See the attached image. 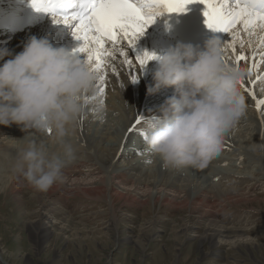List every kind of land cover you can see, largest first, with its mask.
Instances as JSON below:
<instances>
[{
    "label": "clouds",
    "instance_id": "1",
    "mask_svg": "<svg viewBox=\"0 0 264 264\" xmlns=\"http://www.w3.org/2000/svg\"><path fill=\"white\" fill-rule=\"evenodd\" d=\"M153 59L158 63L148 94L167 87L174 92L160 115L144 121L147 151L165 169H204L244 112L240 81L245 71L225 62L219 37L208 39L203 48L180 43ZM97 75L85 59L44 37L31 36L15 54L0 46V125L54 128L62 144L60 154L49 155L33 143L20 152L16 170L35 190L46 192L74 159L63 137L90 103L85 97L94 90Z\"/></svg>",
    "mask_w": 264,
    "mask_h": 264
},
{
    "label": "rangeland",
    "instance_id": "2",
    "mask_svg": "<svg viewBox=\"0 0 264 264\" xmlns=\"http://www.w3.org/2000/svg\"><path fill=\"white\" fill-rule=\"evenodd\" d=\"M120 123L121 122H119L118 124ZM116 126L118 127L119 125L116 124ZM100 127H103L104 131H106L104 124L101 123V125L98 128ZM66 129L68 130L67 133L70 135L72 133V123L71 125H68ZM122 135L123 134L119 136V140L122 138ZM32 140L34 141L33 144H35V140L34 139ZM17 143H19V146H15V148H12L11 150H6V153L15 156L16 155L14 154L15 151L20 153L31 142L28 141V137L26 136L25 138L19 140ZM0 146H1V142H0ZM45 148L48 154L49 152L53 153V150L51 151V147L49 148V146H46ZM93 165L94 164L92 162L90 163L89 166L87 164L82 165L78 170L73 171V176L71 177V179H74L76 178V176H78L80 178V181L83 182V185L85 184L88 185V187L90 186L95 187L97 185L95 183L96 180L95 178H98L99 173L96 174L95 178H90L91 179L90 180L87 179V177L85 176L88 175L87 172L83 170L84 168H92L94 170L95 167ZM97 168H100L99 165H97ZM98 170L101 171L100 173H102L100 177H104L105 176L104 170L97 169L95 171L97 172ZM79 171H81V173H79ZM56 184L57 182L54 183L53 186ZM71 184H72L71 181H67V183L63 184L62 188H64V190L66 191L68 188L73 187ZM26 185L30 187V189L28 188L29 198L35 200L36 202L38 201V199L42 198L41 196L42 193L40 192L39 194V191L35 190L34 187H32L29 184L28 181L24 182V184L22 185V189ZM14 186L17 188V190H19L16 185ZM107 186L103 193L104 195L106 194ZM1 187H2V183L0 181V196L1 195L4 196L3 200L0 202V248L3 251V255H10L9 257L5 256L7 259L5 257L4 258L6 260H9L12 264H176L178 263V261H179L178 264L188 263L185 254H180L179 256L178 254L183 250V246L185 245L184 241L186 240L188 235L191 236L190 239H193L196 238V234L194 235V233L189 232V234L185 236L183 239H179L177 237L175 239L173 236V232H170L173 230V226L175 225L180 226V224H182V221L185 219L179 218V220H176L175 222L165 223L167 224L166 226L169 229V233L165 234L166 236L163 237L160 236L163 235L162 232H164V230L158 227H160L164 223L161 224L159 220L155 219L157 220L158 225L153 227L151 231V235L149 233L145 234L146 239L144 241L145 243L144 245L139 244L136 241V239H134L137 242V244L136 242H133L134 245H130L128 243L130 247L134 249H128L127 247L118 248L119 246L124 245L125 241L123 239L126 238V236L123 237V235L126 233L125 230L126 223L125 221H121L122 214L115 213L116 216L114 215L109 217L108 211H104L98 207L93 210L94 215H90V219H83L80 221L70 222L68 214L65 215L61 214L59 216V223L50 226L46 222L47 219L46 217L48 213L47 214L39 213L41 214L40 216H43L42 220L40 219V217H37L36 215L37 211L42 212L43 209L41 208L35 209L33 212L30 213L25 212V210L23 209V205L21 204V200H20L21 197L18 196L16 200L14 197L15 195L14 191L12 189L7 190L8 186L4 187L3 189H1ZM32 189H34V191ZM58 190L53 189L52 192H49L47 190V193L48 194L53 193L54 191H58ZM72 196L79 198L80 196H84V194L76 193L75 195L74 193L72 194ZM122 196L112 197V198H116L117 208L120 206H126V205L129 206L130 202H127L129 196L127 194H124ZM43 198L45 199V201H47L46 196ZM93 198H95V196H93ZM96 198L98 197L96 196ZM240 198H241V200H239L240 202L238 201H233V203L230 202V207L232 209H248L251 211L256 210L257 214L255 217L260 218L263 221L260 223L255 222L254 224H257L258 229L262 230L264 228L263 189H259L256 192H250L245 195H241L239 199ZM109 199L111 201V198ZM69 203L72 204L73 202L69 201ZM80 214H91V212L86 210L84 212H80ZM252 217L253 216H250L249 218ZM153 219L154 217H152L149 221L143 222L141 226L137 227V229L131 230L129 235H127V237H129L131 233L134 235L141 234L143 227H148L149 222L152 221ZM108 220L110 221V223L112 222L113 225L116 224L117 226H119L118 236L115 235L114 233L116 232V230L113 231L110 228L111 231H109ZM34 221H40L41 223L44 224V226L46 225L47 227H49V228L44 227L45 229L43 228L42 230H40V232L44 231L45 233L50 234L48 240H46L44 243L41 244L44 247L43 250L42 247H40V245L37 248V246L33 243L31 237L32 235L29 232L30 230L28 224L29 222L31 223ZM189 224L193 225V222L189 220ZM57 228L58 229L63 228V229L60 232H58ZM53 229L56 230L58 234H53L52 232H50L53 231ZM121 237H123L121 239L122 243L118 242V240H120L118 238ZM240 241L242 242L249 241L251 243H254L252 242V240L245 238V236L243 235L242 238H235L233 240L231 239L230 241L227 240V242L230 243L231 245H226L222 247L223 253L226 252L228 248H231L232 253L229 254L228 258L229 260H232L234 262L233 264H244L245 262L251 261L250 257L254 259L253 252L256 253V256H258V258L260 259L262 258V252H264V248L262 247V245L255 244L254 248L252 247L253 249H249V247L244 246L241 247L239 251L237 250L238 246L236 245V242H240ZM207 246L208 245H206L207 250H212L215 245L211 248ZM181 247L182 249H180ZM198 249H200V247H197L196 249L197 252H199L200 254L202 253L205 254L204 250L198 251ZM200 254L198 255L196 261L193 260V263L195 261L194 264H226L225 262H221L220 260L218 261L210 260V256L212 255V252L208 253L207 251L204 258L200 257ZM233 256L235 258H233ZM178 258H180V260ZM5 262L8 263L7 261Z\"/></svg>",
    "mask_w": 264,
    "mask_h": 264
},
{
    "label": "snow or ice",
    "instance_id": "3",
    "mask_svg": "<svg viewBox=\"0 0 264 264\" xmlns=\"http://www.w3.org/2000/svg\"><path fill=\"white\" fill-rule=\"evenodd\" d=\"M31 2L34 8L51 12L56 23L71 25L73 35L83 40V44L75 51L86 54L85 60L98 74L95 82L97 93L103 97L106 77L114 57L123 56V62L130 69H142L154 58V54L144 52L132 57L129 50L135 48L139 37L162 11L183 13L194 0H31ZM200 2L205 5L207 26L214 31L230 34L231 38L223 41V52L232 54H224L226 63L239 65L240 62L246 61L248 57L244 54L243 48L245 43H251L253 37L259 40L261 49L259 62L264 63V0H200ZM237 47L241 51L237 52ZM257 54V50L253 49V68L257 67L255 61ZM112 71H115L114 67ZM138 78L137 74H132L131 81L136 82ZM249 80L250 83L243 77L240 81L241 88L251 95L257 108L264 107V98L257 99L254 88L257 81H264V76L257 75L254 79L249 77ZM85 99L95 97L86 95ZM140 123L141 120L137 119L132 127L135 128Z\"/></svg>",
    "mask_w": 264,
    "mask_h": 264
},
{
    "label": "bare ground",
    "instance_id": "4",
    "mask_svg": "<svg viewBox=\"0 0 264 264\" xmlns=\"http://www.w3.org/2000/svg\"><path fill=\"white\" fill-rule=\"evenodd\" d=\"M31 36H33V34H30L28 39ZM123 76L125 78H128L126 73ZM126 108H127L126 110L128 112L132 111V109L130 107L126 106ZM77 121H78V118H77ZM116 121H118V120H116ZM127 121L128 120L126 119L124 124L127 123L129 125V122H127ZM95 123H97V124L91 126L93 128V133H91V134L88 133V136L90 137V139L87 140V141H93V140L96 141V144L94 145L95 156L91 155L86 150H81L82 146H79V150L74 151V159L63 168L60 180L57 181L56 185H54V186L52 185L48 189L49 192H52L53 189L58 190L61 187H63L64 183H67V181H71L72 182L71 185L73 187L68 188L66 190L67 193H71V194L75 193V195H76V193H80V194L83 193L84 196H89L92 198H93V196H95V198H96V196L97 197H103L104 196L103 193H104L105 188L107 186V180L112 181V183H113V180H117V184H124L125 186H123L121 188V190H116L113 193L111 191V189L114 190L115 187L112 185L111 189H110V187L108 185L106 193H108V191H109L108 197L111 199L113 196H122L124 194H127L129 196V198L127 199V202H130L129 206L137 203L142 207H146L148 202H149V199H153L154 201H157V203L158 202H165L166 205L171 204L173 207L182 205V206L189 208V211L191 214H199L200 217H207L208 215H214L216 212L215 207L213 205L214 201H216L218 199L226 200L228 198L230 199L231 197L239 196L240 194L238 192H234V191H239L241 189L240 185H243L244 183H247L250 181L249 179L238 178L237 183H230V184L220 183L218 185L214 184L213 185L214 191L212 192L211 189L213 187L211 189H208L207 180L202 178L201 176L194 177L193 179H184V181L179 182V181H169L168 174H166V173L162 176H159V178H158L157 174L154 175V173L152 172V174H149L148 177L142 178V176H140L136 173L135 168L126 167V165H128L130 163L129 159L128 160H121L120 159L119 162L122 163L121 165H117V162L114 161L115 157L117 155V148H118L115 146V142H117V140H115V139H117L121 134H123V131L122 132L120 131V127L118 126V127L114 128L113 127L114 124L108 125V126L105 125L106 131H104L103 127L98 128L101 125L100 122H95ZM118 123L119 122H117L116 124L119 125ZM88 124H90V123L88 122ZM88 124H87V126H88ZM5 127H8V126L0 125V131H3L5 129ZM18 127L19 126H16L15 124H12L10 126V128H16L17 130H19ZM82 128H83V126H82ZM17 130L14 131V133L16 134L15 136H10V138L7 139L6 143H2V145L4 147H7L9 142H12V141H14L16 143L15 146H19V143H17V142L29 135L28 132L27 133H23V132L19 133ZM67 132H68V130L66 129V133H65V136L63 137V139L67 135H69ZM44 134L47 136L46 139L48 140L50 145L54 144L55 141H58L57 140V132L54 128H51L50 134H48L46 132H44ZM255 135L260 136L261 133H256ZM108 136H111V140H113L112 141L113 143L111 141L110 142L108 141ZM78 138H80V140H82L83 137L80 136ZM30 139L31 140L34 139L35 144L38 146L39 145H43L44 147L49 146L48 144H41L39 141H37L33 137L29 138L28 140H30ZM71 139H74V137H71ZM105 140L108 142L105 143ZM118 144H120V142ZM50 147L51 146H49V148ZM88 149H89V147H88ZM6 150H11V149L6 148ZM62 151H63L62 144L60 142H58L53 149V153H59ZM17 153L18 152H16V151L14 152V154H17ZM53 153L49 152V155H52ZM18 154H20V153H18ZM98 160H100L102 162V164H100V162ZM91 162L94 164L93 166L95 167L94 170L92 169L94 171V173L87 172L88 175L93 174L92 178H95L96 174L101 172L99 170L96 172L95 170H97V169H103L104 173L106 174V176L100 177L99 179L95 178L96 179L95 183L97 184L95 187L94 186L88 187V185H85V184L83 185V182L80 181V178L78 176H76V178H74V179H71V177L73 176V171L78 170L84 164L85 165L87 164L89 166ZM108 163H109V165H108ZM97 165H99L100 168H97ZM79 173H81V171H79ZM189 173L191 176L193 175V173H191L190 171H189ZM22 178H23V176L19 175V172H17L15 174L14 180L12 181V185H16L19 190H23L22 185L24 184V181H22ZM129 183L131 184V187L126 186V185H129ZM160 185H161V187H159ZM132 186H134V187H132ZM138 186H142L143 188H145V190H143L141 193L142 195H145V197H146L145 199H140L141 194L138 192ZM242 189H244V188H242ZM209 193H213V196H209L208 195ZM134 196H137V197L133 198ZM240 200H241V198H240ZM238 202H240V201H238ZM45 207H47V206H45ZM47 209L49 210V208H47ZM46 212H47V210H43L42 212L37 211L36 215H37V217H40V219L42 220L43 216H40L41 214H39V213H43V214L45 213L46 214ZM116 214H115V216H116ZM176 220L164 221V222H161V224L167 223V222H169V223L175 222ZM212 221H214V220H212ZM212 223H214V222H212ZM191 224H189V220H183L182 224H180V226H176V225L173 226V230L170 232H173V236L175 239H176V237L179 239H183L185 236H187L189 234V232L190 233L195 232L194 231L195 227ZM156 225H158L157 220H154V221L152 220L149 222L148 227H143V229L141 231L142 235L141 234L134 235L131 233V235L129 237H126L123 240L125 241V243H129L130 245H134L133 242H136V241L139 244L144 245L145 244L144 241L146 239L145 234L149 233L151 235V231H152L153 227H155ZM111 226H113L112 222H111L109 228ZM114 226L116 228L117 225L115 224ZM214 226H216V224L215 225L210 224L208 227L201 230L199 235H196L197 245L201 248V249H198V251H202L203 247L205 245H208L207 247L211 248L218 243L217 237L220 235V233L224 232L225 229H223L222 227H219V226L218 227H214ZM28 227L30 230L29 232L32 235L31 237H32L33 243L37 246V248L40 245V247H42V250H43L44 247L41 244L44 243L46 240H48V238L50 237V234L45 233L44 231L40 232V230H42L44 227H47V226L46 225L44 226V224L41 223L40 221H34L31 223L29 222ZM47 228H49V227H47ZM62 229L57 228V231L60 232ZM114 229H112V230H114ZM57 231L53 229V231H50V232H52L53 234H58ZM228 231L230 232V234H228V235L232 237V240L235 238H242L243 237V235L242 234L239 235L237 233L238 231H236V230H228ZM116 235H118V233ZM188 238H191V236L188 235ZM134 239H136V241ZM118 242H121V240H118ZM137 242H136V244H137ZM238 243H239V245H238ZM236 245L238 247H244V246L250 247L252 245V243L249 241H245V242L240 241V242H236ZM180 249H182V247ZM204 252L206 254L207 250H204ZM205 254L204 253L200 254V257L204 258ZM0 256L2 258L3 264H9V263L5 262L7 260L4 258L5 256L3 255V251L1 250V248H0ZM6 256L9 257L10 255H6ZM4 259H5V261H4Z\"/></svg>",
    "mask_w": 264,
    "mask_h": 264
}]
</instances>
